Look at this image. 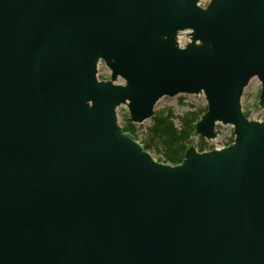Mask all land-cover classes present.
Listing matches in <instances>:
<instances>
[{
	"label": "water",
	"instance_id": "1",
	"mask_svg": "<svg viewBox=\"0 0 264 264\" xmlns=\"http://www.w3.org/2000/svg\"><path fill=\"white\" fill-rule=\"evenodd\" d=\"M254 77L264 107V0H0V264H264ZM181 94L235 138L172 165L117 108Z\"/></svg>",
	"mask_w": 264,
	"mask_h": 264
},
{
	"label": "rangeland",
	"instance_id": "2",
	"mask_svg": "<svg viewBox=\"0 0 264 264\" xmlns=\"http://www.w3.org/2000/svg\"><path fill=\"white\" fill-rule=\"evenodd\" d=\"M98 74L107 76L109 78L111 77V72L103 61H101L98 65ZM116 82H124V80L119 78ZM261 89H262L261 81L257 77H254L251 79L248 86L244 89V93L241 98L243 111L251 115H254L259 119L264 118V107H261L259 105V96L261 93ZM206 105L207 102L203 94H199V95L181 94L174 97L166 96L161 98L155 106V111L172 109L175 115L183 116L188 111L194 109H200L202 107H205ZM117 113L121 127L124 128L128 123L131 124L134 133L139 139L140 143L141 144L144 143L148 128L153 125V121L151 119H147L140 124L131 122L129 109L126 105H120L117 108ZM175 124L178 128L181 125L178 119H175ZM217 132H218V136L216 139L214 140L204 139L206 142L205 148L230 142L233 141L235 138L232 125L218 124ZM192 142H194L196 148L198 149V146L201 142V137L196 135L192 139ZM148 151L151 152L156 158L165 160L162 150L157 146L151 147Z\"/></svg>",
	"mask_w": 264,
	"mask_h": 264
},
{
	"label": "trees",
	"instance_id": "3",
	"mask_svg": "<svg viewBox=\"0 0 264 264\" xmlns=\"http://www.w3.org/2000/svg\"><path fill=\"white\" fill-rule=\"evenodd\" d=\"M206 111L207 106L188 111L183 116L175 115L172 109L155 111L151 118L153 125L148 128L145 142L142 145L147 150L153 146L160 148L166 163L172 165L181 163L189 144L192 142L191 136L195 132V124ZM175 119L180 121L179 128L175 124ZM123 130L135 135L133 127L129 123ZM205 146L206 142L201 137L198 146L199 151H203Z\"/></svg>",
	"mask_w": 264,
	"mask_h": 264
}]
</instances>
